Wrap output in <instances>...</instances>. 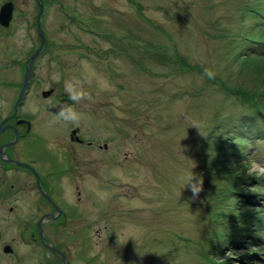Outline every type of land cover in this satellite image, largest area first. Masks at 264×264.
<instances>
[{"label": "rangeland", "instance_id": "374dc122", "mask_svg": "<svg viewBox=\"0 0 264 264\" xmlns=\"http://www.w3.org/2000/svg\"><path fill=\"white\" fill-rule=\"evenodd\" d=\"M7 1L0 0V6ZM12 1L16 6L13 22L8 30L0 28V120L11 113L23 80V67L39 45L36 0ZM44 1L46 14L40 21L48 46L35 64L31 92L20 113L24 117L39 116L36 120L37 126H42V140H34L31 152L22 148L21 153L48 161L54 157L49 154L53 150L71 167L69 141L65 137L67 133L69 137L73 127L64 124V128L53 117L52 123L57 127L51 129L52 123L48 125L43 116L46 108L36 106L44 100L63 96L69 99L64 82L70 80L88 97L75 104L86 113L81 118L83 124L79 121L83 131L93 133L88 136L90 140L114 141L111 145L115 146L113 150L120 151L121 161L116 165L106 162L102 167L98 152L78 150L87 168H77L73 182L61 178L60 172L54 176L57 203L78 215L80 221L82 207L89 222H94L89 236L82 239L87 246L86 259L78 242L81 233L72 238L57 235L56 241L75 264H104L106 252L110 253L111 264H213L209 262L212 254L205 256L206 252L212 251L219 232L227 226L224 216H216L217 207L222 203L228 210L227 204L238 200L224 202L219 193L227 182L217 180L211 167L213 161L209 160L213 156L207 158L203 151L205 136L217 121L224 123L228 118L229 123L239 112L234 110L241 106L243 118L253 116L243 127L245 131L264 133V125L254 108L241 101L234 103L208 85L197 70H191L201 67L217 74L228 65L233 56V35L241 26L240 36L250 31L252 35L261 34L262 29L255 28L253 21L241 18L247 0ZM71 15L77 21L73 22ZM50 89L55 91L49 99L35 95ZM50 132L57 138L50 139ZM235 141L237 148L229 144L231 141L226 145L227 154L240 151V155H225L224 166L228 170L238 169L234 173L237 176L244 171L250 176L248 169L253 165L260 175L264 174V152L259 150L264 140ZM126 153L130 157L124 163ZM35 161L51 180L48 165L43 160ZM191 170L203 178V190L195 199L183 179ZM14 174L28 184L24 193L27 203H0V220L11 215L31 218L38 214L40 196L33 186L34 180L27 174ZM257 182L252 179L248 185H242L243 192H262L264 189ZM77 184L82 188V203L76 201ZM29 189L31 194H26ZM257 208L255 205L248 210ZM10 220L3 225L0 222L8 239L18 237L22 231L16 223L8 228ZM86 223L74 219L69 232L76 233ZM104 226L111 227L116 235L100 232ZM262 228L264 223L245 245L222 247L214 259L221 263L228 260L226 264H264ZM20 246L19 254L29 257L28 246ZM251 252L258 256H244ZM46 254L43 251L42 257ZM4 255L0 242V264H6ZM17 261L36 264L29 258Z\"/></svg>", "mask_w": 264, "mask_h": 264}, {"label": "trees", "instance_id": "16d2710c", "mask_svg": "<svg viewBox=\"0 0 264 264\" xmlns=\"http://www.w3.org/2000/svg\"><path fill=\"white\" fill-rule=\"evenodd\" d=\"M248 1H251L248 3ZM242 17L246 20L253 21L255 28L262 29L261 34L252 35V31L243 35V40L249 43H255L258 46H264V0H247V5L243 8ZM244 22V19H241ZM243 33V28L239 29L233 35L232 42V60L228 62L224 68L219 70L217 74L213 73L212 78L206 74L205 70L201 67L193 68L191 71L197 70V72L207 81L208 85L216 87L219 91L222 92L224 96L230 97L233 99L234 103L241 101L244 104L250 105L254 108V113L258 115L257 117L264 119V50H256L251 47H237L234 44L237 42V38ZM239 43V42H237ZM231 52L229 49L227 55ZM257 68L256 65H260ZM253 68V69H251ZM250 75V76H248ZM251 77V78H250ZM245 78L249 79L250 82H247ZM242 106L238 107L239 111L236 113L228 123V118L224 120V123L218 122L214 125L205 136L203 151L208 158L210 154L213 157H209V160L212 159L211 167H214L217 180H224L227 183L225 188H221L219 193L226 197L228 200H238L234 204H227V209L225 210L222 206V203L218 205L217 209L219 212H216V216H224L225 222L227 223L226 229L221 232L219 237L220 242L218 246H215V250L221 248V242L228 244L232 243L234 245H241L243 240H247L252 235L253 226H257V218L254 220L253 214L256 211L248 210L249 206L258 204V198L255 196H245L244 193L237 194L239 198L244 200H239L236 197L232 196L233 193L243 192L241 188L242 185H248L249 180L256 179L259 181V185H263L264 177H251L246 176V172L240 173V175H234L235 172H238V169L228 170L224 166L225 162L223 157L225 155H233L234 153L227 154L229 148L227 144L230 140L235 142V139H239L236 136L235 132L241 130V126H237L239 122L243 119ZM233 111V112H234ZM215 117H219L216 115ZM234 120V121H233ZM240 134V132H239ZM224 135L228 138L224 140ZM241 140V139H239ZM229 144H232L229 143ZM234 146V145H233ZM237 148L236 146H234ZM235 198V199H234ZM223 208V209H222ZM261 214L260 212L257 215ZM259 220L261 217H258ZM218 250V251H219Z\"/></svg>", "mask_w": 264, "mask_h": 264}, {"label": "flooded vegetation", "instance_id": "af4514ba", "mask_svg": "<svg viewBox=\"0 0 264 264\" xmlns=\"http://www.w3.org/2000/svg\"><path fill=\"white\" fill-rule=\"evenodd\" d=\"M52 97V95L50 96V98ZM46 102H50V101H46ZM55 104H61L64 106L67 105H71L72 107L75 106L73 105L72 101L69 100L66 97H61L58 99L53 100V102L47 103V112L44 110V115L46 116L47 120L49 121L50 125L52 123L51 121V117L52 116V111H50V106L51 105H55ZM77 110V108H75ZM55 115V113L53 114ZM10 116V115H9ZM8 116V117H9ZM6 117V118H8ZM24 117V116H23ZM4 118V119H6ZM2 119V121L4 120ZM24 120V123L18 125L17 121L18 120ZM2 121L0 123V129H4V132H0V134H11V139L15 140V138L18 136L17 138V142L16 144H19L23 141V144L20 148V151L22 150V148H25L26 150H31L34 149L35 147V143L31 142V139L33 137V134H35V126L33 125V117H29V116H25L24 118L22 117H16L15 119L2 124ZM28 122H30L28 124ZM57 127L56 124L52 123L51 125V129ZM79 126H75L71 129V136L68 137L66 135L65 139L69 141L68 147H67V152H68V159H70V165L71 167L67 166V162L64 160V157L61 158L58 156L56 151L49 152V154L53 155V158H49V160L47 161L46 159H42L41 157H37L35 156L34 158L32 157H24L23 155H16L11 151H5L6 154L8 155V157L6 156H1L0 154V201H3L4 199L7 198V200H9V198L11 197L10 194L4 193L7 189H11V190H15L16 187H19L18 189H16V192L18 193L16 197H20V192L25 190V186L28 184H24L21 185L19 183L20 178L19 177H15V179L9 180L10 177L9 175L11 173H15V171L19 172V173H25L28 174L30 177H33L35 179L36 182V187L39 188V194H40V204L42 206L45 207H49L51 209V211H47L45 210L43 214L40 215V218L38 219V221H34L32 218V220H21V223H24L25 225L22 226L23 230L22 233H24L25 235H30V237L35 240V242L37 243V252L38 254L41 252V250L43 249V247L45 246L46 241L41 240L39 237V230H38V222L44 218V221L46 223V227H45V236L46 239L48 238L47 236H49L50 238L54 239L53 240H49V242H51L52 244H54L57 248L58 252H49L48 254L50 255V257L52 258L51 260L48 258H45V262L44 263H39V264H64L63 260H62V255L64 256L67 264H75V262L72 261L70 254L67 252V250H65L63 247L60 246V244L56 241L57 238L60 237H67V238H72L74 236L80 235L81 236L78 240L81 250L83 251L82 255L85 256V259L87 258V253H86V248L87 246L84 245L82 239L86 238L89 236V228H90V224H89V219H87L86 217V212L85 209L81 210L83 211V215L81 217V221L79 220L78 215L73 214L71 211H68L66 209H62V213L60 215H56V211L54 209V207L50 204V202L43 196V193L48 194L54 201V192H55V188L57 187V182L54 178V176H56L59 172L61 173L62 177H67L69 178L70 182H73L74 180V176L73 173H75L76 169L79 168L80 166H82L84 169L87 168V166L85 165V163H83V161H81V156H79L80 154H82L81 152H77L78 150H88L89 148H93L95 146H97L98 149L102 150L103 152H99V155L101 156L100 159L103 160L102 166L105 163V159L106 157H108L110 159L111 163H115V159L118 158V154H120L117 151H112L110 152L111 149V142H106L104 141L103 143L100 142H96L94 139L93 140H89L87 139L86 136H83L80 134L75 136L73 135V131L78 129ZM54 134H55V130H54ZM39 140H42V136H37L36 137ZM52 138H57V136L53 135L50 132V139ZM11 139H7L4 140V142L1 143L0 140V147L6 145ZM14 147V146H13ZM12 148V147H11ZM10 148V149H11ZM97 150V149H95ZM111 154V156L109 155ZM127 155V153H126ZM127 157V156H126ZM9 158V159H8ZM17 160L19 162L25 163L29 166H31V168H25V167H19L16 166L15 164H13L12 162H10L9 160ZM35 159L38 161V163H42V160L45 162L46 165H48V169L50 171L49 175L51 177V180L47 179V176L42 174V169H41V165L38 166V164L36 163ZM19 169V170H18ZM21 170V171H20ZM36 173L38 175V179L36 177ZM12 181V182H10ZM25 183V182H24ZM76 188L79 190L78 193L76 194V201L79 203L83 202V194H82V188L79 184L76 185ZM15 203H20L21 201H19V199L15 200ZM85 206H87V204H85ZM83 206V208L85 207ZM78 217V218H74L76 219V222L78 223H82L83 220H86L87 223L85 226H81V230L77 231L76 233H74L73 231L69 232V229L71 228L72 223L74 222V219H72L73 217ZM72 219V220H71ZM63 226L65 228H63ZM105 228H108V226H105ZM64 230V231H62ZM62 231V232H61ZM113 231H110V234L113 233ZM115 233V232H114ZM59 235V236H57ZM67 235V236H66ZM69 235V237H68ZM105 256L102 258L103 263L104 264H111L110 260H109V252L103 253ZM117 259V257H116ZM113 264V263H112Z\"/></svg>", "mask_w": 264, "mask_h": 264}, {"label": "clouds", "instance_id": "9594fccd", "mask_svg": "<svg viewBox=\"0 0 264 264\" xmlns=\"http://www.w3.org/2000/svg\"><path fill=\"white\" fill-rule=\"evenodd\" d=\"M205 72L209 76V78H212L213 73L211 72V70L206 69ZM64 83L65 92L68 95L69 99L73 102V104L79 103L80 101L88 98L82 88L77 89V87L72 84V81L66 80ZM81 118L82 114L78 112L75 108H73L71 105H61L59 106L58 111L56 113L55 121H62L64 123H71L77 125ZM242 163L245 164L246 161H243ZM248 174L250 176L256 177L261 173L257 172L255 170V165H253L252 167H249ZM183 179H185V186L189 187L192 192V198L195 199L199 197L200 192L203 190L202 176L195 174L191 170L190 174H188Z\"/></svg>", "mask_w": 264, "mask_h": 264}, {"label": "water", "instance_id": "95a60500", "mask_svg": "<svg viewBox=\"0 0 264 264\" xmlns=\"http://www.w3.org/2000/svg\"><path fill=\"white\" fill-rule=\"evenodd\" d=\"M40 7H42V4L40 3V0H38ZM13 14V5L11 3L5 4L0 11V24L2 26L8 27L10 24V21L12 20V15ZM39 26V36L41 38V47L46 43L45 40V35L44 32L42 31L41 27H40V23H38ZM41 53V48H39L31 57L30 59V63L27 67V71L24 77V83H23V87H22V92L20 94L19 100L18 102H20L24 92L26 91V89L28 88L29 85V80H30V75H31V71L33 68V63L35 61V59L39 56V54ZM50 93L45 94V96L49 95ZM53 249V248H52Z\"/></svg>", "mask_w": 264, "mask_h": 264}]
</instances>
